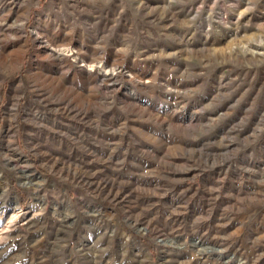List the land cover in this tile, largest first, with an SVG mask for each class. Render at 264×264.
<instances>
[{"label": "rangeland", "instance_id": "374dc122", "mask_svg": "<svg viewBox=\"0 0 264 264\" xmlns=\"http://www.w3.org/2000/svg\"><path fill=\"white\" fill-rule=\"evenodd\" d=\"M0 264H264V0H0Z\"/></svg>", "mask_w": 264, "mask_h": 264}, {"label": "bare ground", "instance_id": "6f19581e", "mask_svg": "<svg viewBox=\"0 0 264 264\" xmlns=\"http://www.w3.org/2000/svg\"><path fill=\"white\" fill-rule=\"evenodd\" d=\"M65 50L66 51H70V49L69 48H65ZM26 177H28V176H26ZM25 183H27V184H32L31 182H30V180L29 181H26ZM164 240H165V242H167V243H169V244H173V245H176L175 243L177 242L174 238L173 239H166L165 237H163L162 238V241L164 242ZM194 242L197 244V246L199 247V248H203V244L199 241V239H195L194 240ZM181 245V244H180ZM179 245V246H180ZM182 247V246H181ZM206 248V250H211L210 248H208V247H205ZM225 263V262H224Z\"/></svg>", "mask_w": 264, "mask_h": 264}]
</instances>
